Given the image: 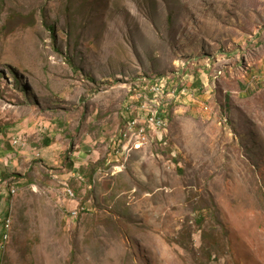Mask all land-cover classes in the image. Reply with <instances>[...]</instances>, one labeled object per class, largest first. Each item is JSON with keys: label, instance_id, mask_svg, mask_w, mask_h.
<instances>
[{"label": "rangeland", "instance_id": "obj_1", "mask_svg": "<svg viewBox=\"0 0 264 264\" xmlns=\"http://www.w3.org/2000/svg\"><path fill=\"white\" fill-rule=\"evenodd\" d=\"M0 128V264H264V0H0Z\"/></svg>", "mask_w": 264, "mask_h": 264}, {"label": "bare ground", "instance_id": "obj_2", "mask_svg": "<svg viewBox=\"0 0 264 264\" xmlns=\"http://www.w3.org/2000/svg\"><path fill=\"white\" fill-rule=\"evenodd\" d=\"M159 117L161 116L156 112L155 109H150L144 120H140L138 117H136L133 120L135 121V123L133 124L132 121V123L129 125L127 129V133L125 137L123 138V143L121 146L122 154H126L127 156H130L133 151L140 150L145 145V138L147 136L149 128L157 129V128L166 127L167 122L164 118H162V121L158 123V127H157V122H159ZM18 143L19 142H15L14 144H18ZM120 167L121 168L125 167V164L120 165ZM66 191H68V189ZM13 194H16V190L15 192H12V195ZM11 232H12V214H11V206H10V208H8V212L5 213L4 230L1 232V247L3 251H6L8 247V244L11 239Z\"/></svg>", "mask_w": 264, "mask_h": 264}, {"label": "built area", "instance_id": "obj_3", "mask_svg": "<svg viewBox=\"0 0 264 264\" xmlns=\"http://www.w3.org/2000/svg\"><path fill=\"white\" fill-rule=\"evenodd\" d=\"M142 103V102H141ZM145 114H146V112H145ZM162 118L163 117H159V122H157V127H158V123H160V121H162ZM135 123V121H133V124ZM114 142H116V138L113 140ZM15 142H22V148H25L26 147V145H25V142L23 141V139L21 138V137H19V136H17L14 140H13V143H15ZM140 143H142V142H140ZM139 143V144H140ZM111 156H117V154H116V151H111ZM7 163V162H6ZM76 178H78V173H75V175H74ZM78 179H80V180H84V178H78ZM12 192H15V189L14 188H12L11 190H10V192H9V194H11ZM66 193H67V196L69 197V199L72 201V202H80L79 201V199H78V197H77V195H76V193H75V191L73 190V189H71V188H68V191H66ZM81 206H83L82 204H81ZM71 209H74V207H72V208H70L69 209V213H70V219H73L72 217H71ZM78 210H80V209H78ZM8 212V207H7V205L6 204H0V254L1 253H3V249H2V247H1V232L4 230V219H5V213H7Z\"/></svg>", "mask_w": 264, "mask_h": 264}, {"label": "crops", "instance_id": "obj_4", "mask_svg": "<svg viewBox=\"0 0 264 264\" xmlns=\"http://www.w3.org/2000/svg\"><path fill=\"white\" fill-rule=\"evenodd\" d=\"M6 165H7V163H6ZM11 178H12L11 176H7L6 174H4V172H2V170H0V182L5 183V182H7L8 179H11ZM2 194L6 195V192L3 191V189H0V204H6L8 206L7 198L5 196H2ZM8 207H10V205ZM11 208L13 210V205H11Z\"/></svg>", "mask_w": 264, "mask_h": 264}, {"label": "trees", "instance_id": "obj_5", "mask_svg": "<svg viewBox=\"0 0 264 264\" xmlns=\"http://www.w3.org/2000/svg\"><path fill=\"white\" fill-rule=\"evenodd\" d=\"M163 116H164V115H163ZM164 117H165V116H164ZM165 118H166V117H165ZM0 129H2V128H0ZM106 162H107V159H106ZM73 165H74V164H73V163H71V164H70V167H73ZM98 169H99V168H97V169H96V167L93 169L92 175H91V176L89 175V177H88L90 181H91V178H92V176L94 175V173H95V172H96V170H98ZM81 171H83V172H84V171H85V169H84V168H82V170H81ZM6 175H7V174H6ZM7 176H8V175H7ZM9 176H11V175H9ZM10 199H11V198H9V201H10Z\"/></svg>", "mask_w": 264, "mask_h": 264}]
</instances>
